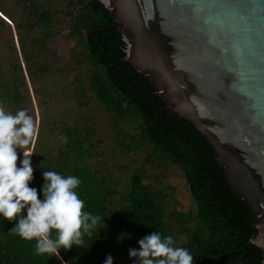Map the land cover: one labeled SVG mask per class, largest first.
Returning <instances> with one entry per match:
<instances>
[{"label":"trees","instance_id":"16d2710c","mask_svg":"<svg viewBox=\"0 0 264 264\" xmlns=\"http://www.w3.org/2000/svg\"><path fill=\"white\" fill-rule=\"evenodd\" d=\"M14 2L18 20L0 9V29L12 25L15 31L0 49V105L13 114L27 110L39 129L30 187L41 188L42 171L76 176L85 210L105 223L102 219L93 236L85 237L83 248L49 257L37 256L35 241L10 231L15 222L0 220V264H104L109 254L121 264L133 260L129 249H138V241L156 230L189 249L193 264H263L262 250L251 242L258 234L254 215L229 185L213 146L189 120L167 109L151 81L124 60L126 44L103 4ZM65 27L64 39L77 42L71 60L50 46ZM71 76L74 107L64 117L37 119L29 112L32 98L42 108L43 100L54 97L47 87L51 77ZM93 102L106 113L109 140L100 138L89 116ZM108 141L113 148L104 150ZM174 170L188 185L187 210L167 184Z\"/></svg>","mask_w":264,"mask_h":264},{"label":"water","instance_id":"95a60500","mask_svg":"<svg viewBox=\"0 0 264 264\" xmlns=\"http://www.w3.org/2000/svg\"><path fill=\"white\" fill-rule=\"evenodd\" d=\"M98 1L124 60L213 146L264 254V0Z\"/></svg>","mask_w":264,"mask_h":264},{"label":"clouds","instance_id":"9594fccd","mask_svg":"<svg viewBox=\"0 0 264 264\" xmlns=\"http://www.w3.org/2000/svg\"><path fill=\"white\" fill-rule=\"evenodd\" d=\"M39 129L32 115L21 109L14 114L0 107V220L15 222L10 230L22 240L35 241V254L59 256L61 250L83 248L103 219L86 209L77 191L81 180L54 170L42 171L43 185L30 187L34 180L31 156ZM67 142L66 137H61ZM22 153L18 167L17 161ZM42 193V199L40 198ZM130 248L134 264H193L190 250L176 245L172 235L156 230ZM104 264H114L108 255Z\"/></svg>","mask_w":264,"mask_h":264},{"label":"rangeland","instance_id":"374dc122","mask_svg":"<svg viewBox=\"0 0 264 264\" xmlns=\"http://www.w3.org/2000/svg\"><path fill=\"white\" fill-rule=\"evenodd\" d=\"M0 9L6 11L10 14L11 18L18 20L19 19V8L14 0H0ZM14 29L12 25L6 26L4 29H0V49H5L8 46L9 40L14 36ZM68 29L65 27L54 41L50 43V46L58 52V55L64 60H71L73 56L72 49L77 45V42L72 40L67 42L64 37L67 35ZM77 51H81L80 47H76ZM72 76L68 79L66 78H50L47 87L51 85V92L54 94L52 99L47 98L43 100L47 102L46 107H40V103L36 102L32 98V108L29 112H34L36 118L38 119L41 114H49L55 118H62L65 116L68 110H72L74 107L73 97L75 87L71 86ZM92 104V109L89 116L93 117L95 120L96 127L99 131L100 138L109 140L112 136L110 130V124L107 120L106 113L104 110L97 106L94 102ZM2 107V105H0ZM6 111H12L9 108L3 107ZM88 115V114H87ZM47 139H50V132H46ZM33 146V145H32ZM31 146V150H32ZM102 148L104 150H111L113 144L111 141H108ZM19 159L17 161L18 167L20 166V160H22V153L19 154ZM110 159L116 160V156H109ZM122 163V162H121ZM167 184L173 187L176 191L175 200H177L184 208L187 210L190 207V198L188 192V185L182 179L180 174L174 170L167 180ZM121 264H134V260H124Z\"/></svg>","mask_w":264,"mask_h":264}]
</instances>
